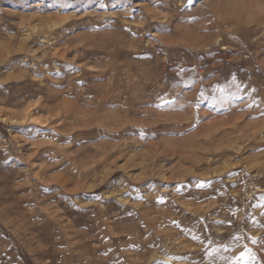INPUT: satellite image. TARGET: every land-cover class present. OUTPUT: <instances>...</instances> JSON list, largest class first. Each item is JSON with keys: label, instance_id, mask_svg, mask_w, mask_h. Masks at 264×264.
Here are the masks:
<instances>
[{"label": "rangeland", "instance_id": "obj_1", "mask_svg": "<svg viewBox=\"0 0 264 264\" xmlns=\"http://www.w3.org/2000/svg\"><path fill=\"white\" fill-rule=\"evenodd\" d=\"M262 112L264 0H0V264H264Z\"/></svg>", "mask_w": 264, "mask_h": 264}, {"label": "snow or ice", "instance_id": "obj_2", "mask_svg": "<svg viewBox=\"0 0 264 264\" xmlns=\"http://www.w3.org/2000/svg\"><path fill=\"white\" fill-rule=\"evenodd\" d=\"M196 2H197V0H187V5L194 6ZM199 2L202 3V0H199ZM58 3H59V0H58ZM67 6L68 5H66V4L60 3V7H67ZM188 22H191V21H188ZM162 31H169V29H167L165 27V28L162 29ZM193 72H195V68H193ZM78 83H81V82H78ZM157 98L160 99V100H164V103L163 104L153 103L151 105L153 108H156L158 110H164V109H168V110H180V107L178 106V99L176 101H173V100H165V98L164 97H161L159 94H157ZM261 114L264 115V112H262ZM193 126H195V125H193ZM138 135L142 139L149 138V134L146 133L142 129L139 130ZM229 175H232V173H229ZM196 186L197 187H202L203 185L200 184V183H197ZM44 191H47V189H45ZM177 191H179V189H177ZM94 199H96V200H102V198L99 197V196H94ZM128 214L129 215H135V213H128ZM261 214L264 215V212H262ZM213 223H215V222H213ZM262 239H264V238H262ZM252 242L253 243H259L260 241L257 240L255 237H253L252 238ZM149 247H151V245H149ZM238 259H243V260L251 259L253 261H256V264H260V261L257 260L256 254L253 253L250 249H248L246 253H241V256Z\"/></svg>", "mask_w": 264, "mask_h": 264}, {"label": "bare ground", "instance_id": "obj_3", "mask_svg": "<svg viewBox=\"0 0 264 264\" xmlns=\"http://www.w3.org/2000/svg\"><path fill=\"white\" fill-rule=\"evenodd\" d=\"M100 238H102V237H100Z\"/></svg>", "mask_w": 264, "mask_h": 264}]
</instances>
